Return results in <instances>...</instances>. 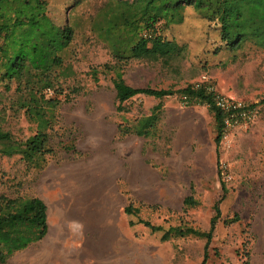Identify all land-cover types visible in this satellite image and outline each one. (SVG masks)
I'll return each instance as SVG.
<instances>
[{"label": "rangeland", "instance_id": "1", "mask_svg": "<svg viewBox=\"0 0 264 264\" xmlns=\"http://www.w3.org/2000/svg\"><path fill=\"white\" fill-rule=\"evenodd\" d=\"M105 1L47 0L56 22L69 17L74 25L64 59L74 73L58 77L57 93L46 92L60 100L47 129L51 151L32 160L0 152V195L37 196L47 206L46 235L14 252L8 264H201L205 237H163L137 220L206 231L222 196L204 264H264V50L249 41L227 48L214 22L188 7L182 23H158L182 47L179 54L117 62L90 28ZM105 64L133 87L172 93L138 94L117 110L114 71ZM11 71V57L0 62V130L21 144L36 124L19 108L24 90ZM206 86L253 112L228 118L217 150L211 105L180 92ZM154 110L153 134L119 136L118 125ZM186 197L196 203L184 205ZM127 204L136 213L126 215Z\"/></svg>", "mask_w": 264, "mask_h": 264}, {"label": "trees", "instance_id": "2", "mask_svg": "<svg viewBox=\"0 0 264 264\" xmlns=\"http://www.w3.org/2000/svg\"><path fill=\"white\" fill-rule=\"evenodd\" d=\"M207 22H214L220 41L229 49H235L249 41L264 50V0H106L90 21V28L105 42L117 62L129 58L157 60L179 54L182 47L165 38L158 28L183 22L186 8ZM74 25L66 17L63 23L56 22L47 13V0H0V62L11 57L10 78L18 81L16 88L24 90L18 100L19 108L36 124L35 132L23 143H13L9 132L0 130V152L5 155L20 152L26 160L35 155L50 152L47 146V129L50 128L53 110L60 100L57 95H46L47 90L57 93L59 76H69L74 71L64 66L65 54L74 38ZM114 71L111 82L118 102L117 110L129 98L143 94L161 98L172 93L170 89L133 87L127 84L121 71L105 64ZM97 70H92L96 77ZM61 92V91H60ZM58 92V93H60ZM180 92L211 105L216 123L215 146H219L225 114L212 102L211 94L203 87L183 88ZM159 113L135 118L131 123L118 125V134L150 136L154 133ZM222 189H224L221 182ZM223 197V196H222ZM222 197L218 199L221 200ZM218 201L214 204V215L209 228L200 231L182 224L168 226L151 224L138 219L152 231H163L170 235H200L205 237L201 264L207 258V246L215 222L220 215ZM184 205L196 202L186 197ZM47 206L37 196L9 198L0 195V264H8L14 252L42 239L48 230ZM126 215L136 213L131 204L124 207ZM130 220V224H132Z\"/></svg>", "mask_w": 264, "mask_h": 264}, {"label": "built area", "instance_id": "3", "mask_svg": "<svg viewBox=\"0 0 264 264\" xmlns=\"http://www.w3.org/2000/svg\"><path fill=\"white\" fill-rule=\"evenodd\" d=\"M204 89L211 94L213 104L225 114L224 123H227L228 118L234 114H239L242 117L253 115L252 109L246 108L244 104L236 101L235 98L213 94L209 86H206Z\"/></svg>", "mask_w": 264, "mask_h": 264}, {"label": "crops", "instance_id": "4", "mask_svg": "<svg viewBox=\"0 0 264 264\" xmlns=\"http://www.w3.org/2000/svg\"><path fill=\"white\" fill-rule=\"evenodd\" d=\"M44 250H45V251H48V250L45 249V246H44Z\"/></svg>", "mask_w": 264, "mask_h": 264}, {"label": "bare ground", "instance_id": "5", "mask_svg": "<svg viewBox=\"0 0 264 264\" xmlns=\"http://www.w3.org/2000/svg\"><path fill=\"white\" fill-rule=\"evenodd\" d=\"M56 219V218H55ZM45 246H47L46 244H45Z\"/></svg>", "mask_w": 264, "mask_h": 264}]
</instances>
